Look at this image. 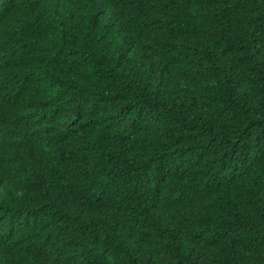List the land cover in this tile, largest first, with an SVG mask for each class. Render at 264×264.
Masks as SVG:
<instances>
[{"label":"trees","instance_id":"trees-1","mask_svg":"<svg viewBox=\"0 0 264 264\" xmlns=\"http://www.w3.org/2000/svg\"><path fill=\"white\" fill-rule=\"evenodd\" d=\"M58 1L0 32V264H264V0Z\"/></svg>","mask_w":264,"mask_h":264},{"label":"clouds","instance_id":"clouds-1","mask_svg":"<svg viewBox=\"0 0 264 264\" xmlns=\"http://www.w3.org/2000/svg\"><path fill=\"white\" fill-rule=\"evenodd\" d=\"M25 1L29 2L31 0H0V32L4 26L9 24V21L12 23L18 18L17 8ZM57 0H41L42 3H49ZM64 7H67V0H60L56 2L52 9L59 12L62 11Z\"/></svg>","mask_w":264,"mask_h":264}]
</instances>
